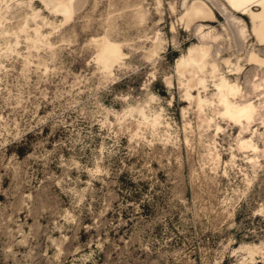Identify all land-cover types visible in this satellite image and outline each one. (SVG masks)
Returning <instances> with one entry per match:
<instances>
[{
	"label": "rangeland",
	"instance_id": "374dc122",
	"mask_svg": "<svg viewBox=\"0 0 264 264\" xmlns=\"http://www.w3.org/2000/svg\"><path fill=\"white\" fill-rule=\"evenodd\" d=\"M47 1L0 0V264H264L248 15L187 27L185 0H75L67 17ZM221 76L249 117L225 113Z\"/></svg>",
	"mask_w": 264,
	"mask_h": 264
},
{
	"label": "bare ground",
	"instance_id": "6f19581e",
	"mask_svg": "<svg viewBox=\"0 0 264 264\" xmlns=\"http://www.w3.org/2000/svg\"><path fill=\"white\" fill-rule=\"evenodd\" d=\"M36 1H40L44 6L50 8L47 0ZM74 1L75 0H64L62 3L58 2V5H55V11L58 15L67 17L74 7ZM187 1L188 0H185L183 3L186 7V11L181 17V20H185L187 27H189L191 23H196L198 21L214 22L217 20V14L225 17H228L229 15L236 17L237 14L248 15L252 24V36L256 39L259 45H264V0H211L213 2L212 4L204 0H194L189 4ZM174 28L175 27L173 26L172 29ZM244 34L245 32H243V35ZM189 52L192 63L195 64L199 70H202L208 62V48H190ZM119 56V45L111 41H106L103 45L100 56L104 65L109 66L111 63L115 62ZM250 60L264 64V59L256 52H251ZM233 73L236 72L231 69L230 74ZM217 87L220 91L219 100L224 104L226 114L232 118H240L242 116L249 117L253 105L250 103H236L230 98L240 92V88L236 83H231L226 77L221 76V82L217 84Z\"/></svg>",
	"mask_w": 264,
	"mask_h": 264
}]
</instances>
